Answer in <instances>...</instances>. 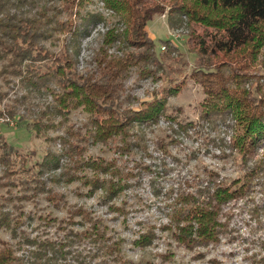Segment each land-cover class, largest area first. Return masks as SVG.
<instances>
[{
  "label": "trees",
  "instance_id": "obj_1",
  "mask_svg": "<svg viewBox=\"0 0 264 264\" xmlns=\"http://www.w3.org/2000/svg\"><path fill=\"white\" fill-rule=\"evenodd\" d=\"M102 1L125 27L109 29L90 66L80 71L82 42L105 20L90 10L94 0H0V124L16 121L49 142L56 140L48 138L51 130L63 128L65 134L63 154L49 150L36 172L0 135V264H134L125 253L126 239L91 210L69 208L68 224L51 214L39 216L48 226L58 223L65 234L33 237L25 228L34 220L25 203L44 197L60 209L65 196L55 185L79 183L86 196H98L113 212L124 213L115 200L136 173L126 171L120 158L95 157L88 149L103 145L119 157L131 156L145 143L147 128L169 117L168 95L180 86L151 101L131 95L128 86L135 78L159 81L166 72L147 30L152 15L166 6L170 27L186 23L191 32L190 51L198 55L192 78L205 94L203 119L233 121L234 147L246 157L264 146V0ZM117 44L120 53L111 54ZM174 53L176 46H169L167 56ZM38 96L52 102L36 110ZM78 110L87 115L80 129L71 123ZM59 169L62 174L49 188L44 175ZM205 184L194 192L180 191L172 206L170 230L190 249L218 239L225 227L222 204L241 191L212 177ZM70 223L80 230L67 231ZM156 239L151 227L133 244L146 248ZM161 258L164 264L172 260L171 254Z\"/></svg>",
  "mask_w": 264,
  "mask_h": 264
},
{
  "label": "rangeland",
  "instance_id": "obj_2",
  "mask_svg": "<svg viewBox=\"0 0 264 264\" xmlns=\"http://www.w3.org/2000/svg\"><path fill=\"white\" fill-rule=\"evenodd\" d=\"M105 17L92 35L82 42L79 69L85 71L100 47L109 29L125 26L118 16L110 11L102 0H94L89 7ZM169 6L164 11L154 13L147 26L151 38L162 53L166 72L159 81L152 78L132 79L129 86L131 95L141 101H151L156 94L163 96L169 90L180 86L175 94L168 95L167 114L156 125L147 128L145 143L137 147L133 155L119 157L108 147L90 146L88 154L108 160L120 158L119 163L136 176L129 181V188L115 200L117 206H124V213L113 212L96 197H88L80 190L79 183L55 185L63 194L60 209L50 205L44 197L37 203H25V210L31 212L34 220L25 226L32 236L42 235L51 238L62 237L65 232L58 223L48 226L39 216L51 214L59 221L68 224L69 208L83 206L96 216L107 221L116 234L126 239L125 253L134 264H164L162 255L171 254L172 260L166 264H264V146L254 155L246 157L233 144V121L226 124L217 120L212 122L202 117V102L205 99L203 88L192 75L197 67L198 55L190 51L191 32L185 23L173 30L168 21ZM179 31L182 36L173 38ZM163 41H171L169 45ZM175 45L177 53L167 56L168 47ZM118 44L110 53H120ZM166 47V50H162ZM47 97H36L35 109L51 103ZM171 117V118H170ZM87 115L78 110L71 115V123L76 129L83 128ZM185 126L186 129H182ZM0 135L8 140L16 152L26 157L28 166L36 172L49 150L63 154L64 129L51 130L48 138L37 137L16 121L0 124ZM146 148V150H144ZM62 165L67 158L62 159ZM150 166L142 170L141 166ZM255 166L260 168L255 169ZM2 168L0 167V175ZM62 174V169L51 170L43 180L50 188L52 178ZM212 177L214 181L231 190H240L222 204L220 219L225 224L216 241L193 249L179 244L171 231L172 206L179 192H194L204 187ZM65 203V204H64ZM114 210V209H113ZM66 225V224H65ZM67 231L76 232L80 228L69 224ZM154 228L157 239L153 245L138 248L133 242L141 232ZM3 237L9 239L8 234Z\"/></svg>",
  "mask_w": 264,
  "mask_h": 264
},
{
  "label": "built area",
  "instance_id": "obj_3",
  "mask_svg": "<svg viewBox=\"0 0 264 264\" xmlns=\"http://www.w3.org/2000/svg\"><path fill=\"white\" fill-rule=\"evenodd\" d=\"M182 36V34L179 32V31H177V32H175L174 34H173V38L176 40V39H178V38H180ZM162 50L164 51V50H166V47H162Z\"/></svg>",
  "mask_w": 264,
  "mask_h": 264
}]
</instances>
